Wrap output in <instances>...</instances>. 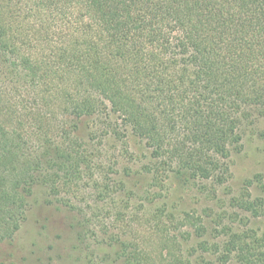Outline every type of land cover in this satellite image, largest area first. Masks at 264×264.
Masks as SVG:
<instances>
[{"label":"trees","instance_id":"1","mask_svg":"<svg viewBox=\"0 0 264 264\" xmlns=\"http://www.w3.org/2000/svg\"><path fill=\"white\" fill-rule=\"evenodd\" d=\"M100 115L139 143L153 187L170 170L224 184L246 127L264 117V0H0V243L22 228L37 187L52 201L97 169L77 132ZM257 183L235 200L255 216ZM201 219L181 217L201 239L188 248L160 223L156 243L118 240L119 255L264 264V236L229 230L211 243Z\"/></svg>","mask_w":264,"mask_h":264},{"label":"rangeland","instance_id":"2","mask_svg":"<svg viewBox=\"0 0 264 264\" xmlns=\"http://www.w3.org/2000/svg\"><path fill=\"white\" fill-rule=\"evenodd\" d=\"M109 125L105 115L79 122L78 137L94 155L97 169L80 174L78 191H63L52 201L45 188L37 187L22 228L12 241L0 243V264H126L118 240L156 243L160 223H167L188 248L201 239L181 223L185 213L202 217L208 228L202 239L211 243L226 240L229 230L264 236V117L246 127L242 150L230 159L231 174L216 186L194 184L170 170L159 187H153L139 143L129 140L128 133L114 137ZM126 141L132 146L129 152ZM257 176L262 183L253 185L249 200L258 202L259 216L235 203L245 183ZM202 254L194 252L190 258L196 264L204 257L216 258Z\"/></svg>","mask_w":264,"mask_h":264}]
</instances>
